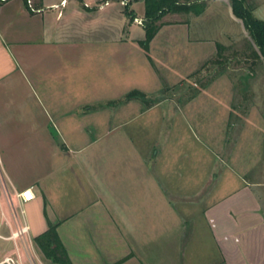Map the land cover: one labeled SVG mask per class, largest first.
<instances>
[{"label":"crops","instance_id":"crops-1","mask_svg":"<svg viewBox=\"0 0 264 264\" xmlns=\"http://www.w3.org/2000/svg\"><path fill=\"white\" fill-rule=\"evenodd\" d=\"M61 1L33 0L38 11L27 0L0 6V259L18 252L23 264H60L35 241L57 223L74 264H112L131 249L156 257V242L179 245L185 230L189 244L215 243L221 264H264V182L243 176L236 157L229 170L219 158L232 96L206 89L185 106L162 99L135 114L127 102L114 124V106H92L160 86L138 42L144 28L130 23L119 0ZM207 1L200 15L169 13L178 18L163 20L150 42L172 83L217 53V43L254 41L230 0ZM214 3L244 26L237 37L196 29ZM135 24L142 35L132 34ZM249 116L262 118L259 109ZM135 118L141 127L130 126ZM144 133L142 141L133 136ZM27 188L34 198L22 201ZM24 223L26 243L10 239Z\"/></svg>","mask_w":264,"mask_h":264},{"label":"rangeland","instance_id":"rangeland-1","mask_svg":"<svg viewBox=\"0 0 264 264\" xmlns=\"http://www.w3.org/2000/svg\"><path fill=\"white\" fill-rule=\"evenodd\" d=\"M125 1L128 3L130 0ZM249 1L256 6L254 9L255 15L260 19H264V0ZM133 4L135 11L139 15L142 14L144 11L143 2L137 1ZM133 4L131 8H133ZM122 5L124 6L125 4ZM228 11L225 6H219L217 3L212 4L208 12L196 23V29L212 35L218 34L220 37L223 31L227 30L237 37L244 31V26L234 20L228 14ZM177 18L178 16L169 14L163 20ZM142 19L136 17L130 20V23L137 22L142 24ZM245 31H247L246 28ZM142 33V27L137 24L132 27V34L142 35ZM248 36L250 37V34ZM250 39L245 36L242 37L241 40L234 42L222 52L220 56L221 63L210 62L193 76L190 75L194 71L185 74L183 79L176 80L177 83H172L169 80L167 71H161L157 66L153 65L159 75L160 86H158L159 88L156 87L155 91L146 93H148L149 97L159 100H170L172 98L173 108L185 106L195 93L199 94L206 89H208L209 93L232 96V112L225 119L226 133L223 139L226 142L225 149H218L219 158L224 159L225 167L229 170L234 168V158L236 157L237 163L242 164L240 167L243 176L264 182V133H256L257 124L264 126V60L262 57H256L253 54L251 47L254 49V41L252 42ZM217 55L215 53L209 59H216ZM146 77L148 79L151 78L149 72H146ZM129 103L131 114L146 110L145 104L141 100H131ZM123 104L120 103L114 106V124L118 120L116 111ZM255 109L261 111L262 118L259 119L260 122L258 123L256 119L249 116V112ZM135 120L130 126L141 127L138 120L136 118ZM171 120L172 118L170 119L169 117L164 118L165 123L163 124V131L160 137L161 142L164 141L165 133L171 124ZM141 121H143V118H141ZM253 121L255 123L251 124ZM122 130L114 132L113 137L115 138L118 135L121 137ZM133 136H137L138 139L140 136L139 140L142 141L147 137V133ZM219 136V141L222 142L223 134L221 135V131ZM215 169L218 170V167ZM183 233L185 234L179 239V245L172 244L171 242L174 240L170 238L167 240L161 238L160 244L156 242L154 248L159 252L156 257L137 253L131 249L126 255L120 257L125 259L118 264H125L126 260L129 259L131 262L128 264H221V262L215 261L219 255L215 243H212L210 239H203L189 244L188 238L190 235L186 230Z\"/></svg>","mask_w":264,"mask_h":264},{"label":"trees","instance_id":"trees-1","mask_svg":"<svg viewBox=\"0 0 264 264\" xmlns=\"http://www.w3.org/2000/svg\"><path fill=\"white\" fill-rule=\"evenodd\" d=\"M6 0H0L1 4ZM137 1L144 2V17L142 19V26L145 31V36L139 39L138 42L145 50L148 58L152 64L156 67L153 59L150 55V42L155 37L160 28L165 24L163 17L169 13H186L200 15L202 14L208 5L207 0H130L124 5V11L129 16L130 20L136 18V12L131 5ZM233 13L236 17L242 19L246 30L259 48V52L253 50V54L256 57H262L264 60V19L258 18L255 13V5L250 3L249 0H230ZM227 47L221 43H217V58L209 59L205 61L197 70H195L190 76H193L200 72L210 62L221 63L220 56ZM195 93L193 97L196 95ZM131 100H141L145 104V109L152 107L160 100L157 98L149 97L148 93L140 89H131L118 99H113L108 102L97 103L93 105V108H100L104 106H115L120 103H126ZM57 223L50 224L49 228L43 233L35 237V241L41 248L45 256L51 259L53 262L60 264H74L68 254L67 249L63 245L58 231ZM125 258L115 262L118 264Z\"/></svg>","mask_w":264,"mask_h":264},{"label":"built area","instance_id":"built-area-1","mask_svg":"<svg viewBox=\"0 0 264 264\" xmlns=\"http://www.w3.org/2000/svg\"><path fill=\"white\" fill-rule=\"evenodd\" d=\"M29 6L33 11H38L40 9H37L33 5V0H27ZM122 4H126L125 0H120ZM62 4H66V0L61 1ZM110 3V0H104V5H107ZM18 196L22 201H30L34 198V193L31 188H27L25 190H22L18 193ZM29 233V225L27 223L19 224L15 231L11 233L9 236L10 239H18L22 243H26L27 237ZM0 264H23L21 260V256L18 252L8 254L0 259Z\"/></svg>","mask_w":264,"mask_h":264}]
</instances>
